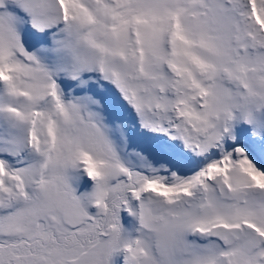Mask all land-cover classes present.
<instances>
[{"label": "snow or ice", "instance_id": "6c2138e0", "mask_svg": "<svg viewBox=\"0 0 264 264\" xmlns=\"http://www.w3.org/2000/svg\"><path fill=\"white\" fill-rule=\"evenodd\" d=\"M0 264H264V0H0Z\"/></svg>", "mask_w": 264, "mask_h": 264}]
</instances>
